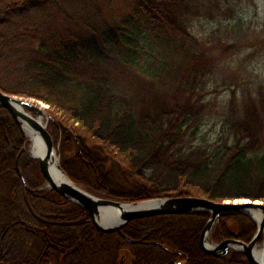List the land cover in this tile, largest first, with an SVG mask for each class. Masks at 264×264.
<instances>
[{"label": "trees", "instance_id": "1", "mask_svg": "<svg viewBox=\"0 0 264 264\" xmlns=\"http://www.w3.org/2000/svg\"><path fill=\"white\" fill-rule=\"evenodd\" d=\"M124 2L120 19H81L73 30L62 26L72 18L71 0H0V89L47 105L62 168L96 195L264 203V81L252 86L246 65L264 52V30L214 46L192 31L207 9L203 0ZM243 24L238 18L233 27ZM139 38H150L168 60L161 75L138 66ZM242 43L251 51L237 68L232 59ZM219 87L229 90L215 110L221 142L192 144L188 136L219 104ZM24 141L0 105V264H125V253L129 264H250L241 251L224 259L200 249L207 210L98 230L83 207L41 188L44 176ZM255 229L247 215L224 211L212 237L248 241Z\"/></svg>", "mask_w": 264, "mask_h": 264}, {"label": "water", "instance_id": "2", "mask_svg": "<svg viewBox=\"0 0 264 264\" xmlns=\"http://www.w3.org/2000/svg\"><path fill=\"white\" fill-rule=\"evenodd\" d=\"M0 105L4 106L15 119L24 136V148L38 161L45 179L41 188L54 189L60 195L85 208L98 230L112 232L122 228L134 218L171 213L190 214L207 210L210 215L199 238L200 247L204 252L228 258L232 251L240 250L250 264H264V203L262 201L249 199L238 202L235 200L216 202L202 197L178 194L140 201H122L98 196L76 184L62 168L58 149L47 129L50 116L41 104L0 89ZM36 140L40 141V146L36 152H32L28 148L29 144L27 147V143L30 142L31 148V144ZM18 171L21 175L19 167ZM224 211L242 212L255 222L256 232L248 242L237 238H226L215 244L210 243L209 235L217 224L220 213ZM261 236L263 239L259 243Z\"/></svg>", "mask_w": 264, "mask_h": 264}, {"label": "rangeland", "instance_id": "3", "mask_svg": "<svg viewBox=\"0 0 264 264\" xmlns=\"http://www.w3.org/2000/svg\"><path fill=\"white\" fill-rule=\"evenodd\" d=\"M71 3L72 8L69 9V12L72 18L62 23V26L73 28V30L77 29V25L81 19L87 18L90 19V21L98 22L104 21V19L112 21L114 19H120L128 12V7H126L124 0H71ZM202 6L206 7L208 10L204 8L202 14L192 20V31L199 36L209 37V40L214 46L221 43L224 38H228L229 41H232L236 37L246 42L252 39L253 31L259 32L264 30V0H203ZM238 18L244 20V24L240 28H235L233 26ZM137 43L142 47L137 50L134 49L132 53L136 55L135 59L138 66L157 76L161 75L160 73H162L163 67L165 68L164 62L168 60L162 53H159L150 38H146V40L139 38ZM250 49L251 46L248 43H242L241 49L234 53L235 55L233 54L232 63L235 65L234 67L238 68L242 63H246L244 60ZM248 64L250 65L249 68L253 69V76L250 77V83L252 86L257 87L259 81H264V52L252 58L246 63V65ZM220 81L221 76L218 75L216 80L217 84H220ZM209 87L212 94H215L212 85ZM217 90H219V97L217 98L219 104H217L218 106H214L212 114L203 123L198 125L194 135L188 136L189 142L192 144L198 143L211 148L217 146L221 142L219 138L222 135L221 122L215 110L221 111L220 106L226 103L229 90H221L220 87ZM23 98H29L33 102L41 104L44 109L47 107V105L40 100L31 97ZM42 119L45 121L44 117ZM28 144V148L31 149L30 142ZM55 146L58 149L59 143L55 144ZM259 152H264V143ZM234 200L238 202L249 199L241 198ZM262 239L263 237H260L258 242L260 243ZM209 241L211 244L218 242V240L211 235ZM125 255V264H129V256L127 253H125Z\"/></svg>", "mask_w": 264, "mask_h": 264}, {"label": "bare ground", "instance_id": "4", "mask_svg": "<svg viewBox=\"0 0 264 264\" xmlns=\"http://www.w3.org/2000/svg\"><path fill=\"white\" fill-rule=\"evenodd\" d=\"M40 141L36 140V141H33V143L31 144V151L32 152H36L38 147L40 146ZM255 200H258V199H255ZM261 251V249H260Z\"/></svg>", "mask_w": 264, "mask_h": 264}, {"label": "flooded vegetation", "instance_id": "5", "mask_svg": "<svg viewBox=\"0 0 264 264\" xmlns=\"http://www.w3.org/2000/svg\"><path fill=\"white\" fill-rule=\"evenodd\" d=\"M262 237V236H261Z\"/></svg>", "mask_w": 264, "mask_h": 264}]
</instances>
